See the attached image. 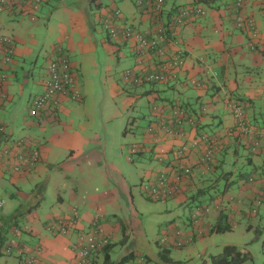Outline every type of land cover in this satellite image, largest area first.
<instances>
[{"label": "crops", "instance_id": "0c3cea01", "mask_svg": "<svg viewBox=\"0 0 264 264\" xmlns=\"http://www.w3.org/2000/svg\"><path fill=\"white\" fill-rule=\"evenodd\" d=\"M190 5H201L207 14L190 19L182 27H171L175 40L167 45V52H182L185 57L178 79L166 84L132 85L143 89L137 98L147 97L152 116L140 139L136 140L137 118L132 117L131 110L136 104L128 101L117 108L129 116L122 133L130 139L127 144L109 138L107 132L114 129L116 116L101 103L122 91L119 80L123 71L119 80L115 74L117 62L121 63L123 57L133 59L128 69L144 72L156 69V61L146 57L138 65L134 43L110 41L103 20L121 9L126 21L140 32L150 33L156 28L158 15L144 14L130 0H46L35 21L30 20L26 6L0 12V40L10 38L15 47L12 61L4 63L0 43V72L7 76L3 89L8 97L3 101L0 96V121L11 139L8 146L0 144V239L4 242L0 260L4 256L6 264H78L80 241L96 227L109 239L111 264H118L129 254L136 257L126 264H165L161 254L165 248L171 257L167 264L184 263L181 252L175 257L174 251L189 247L187 255L199 249L204 264L212 255L222 253L226 244L247 245L251 253L256 247L264 251V229L260 225L264 220V140L257 151L246 149L236 138L237 121L230 106L231 102H240L248 122L264 128V0H246L241 11L255 22V39L248 27H237L235 0H166L165 11L171 13ZM59 48L72 65L82 97L64 98L58 108L33 115L31 100L43 92L48 63ZM168 91L175 96L169 97ZM98 97L100 101L104 98L101 103ZM175 103L195 120L182 126L185 137H172L158 127L161 121L176 127L168 118ZM155 106L163 108V117L154 111ZM204 134L214 137L221 146L216 156L218 170L205 172L200 164L203 148L191 149L188 163L192 173L183 179L177 193L163 202V209L147 203L143 186L160 174L174 177L179 160L173 152ZM18 140H24L26 146L16 147ZM34 150L38 159L32 161ZM160 151L165 152L162 161L157 157ZM20 154L27 157L24 163L17 159ZM143 160L150 166L140 171L141 182L132 184L126 175L132 172L134 163ZM19 164L23 170L17 172L13 167ZM220 171L234 173L225 181L227 192L221 195V190L213 202L210 197L212 208L195 221L191 214L197 194L202 190L205 194L201 196L209 194L207 180H216ZM246 171H250L249 177L239 178ZM250 177L256 180L248 181ZM136 189L142 194L140 201ZM8 197L14 200L9 207L5 202ZM256 206L258 212L253 213ZM173 208L188 211L187 221L178 219L180 216L169 219L174 216ZM148 210L151 220H147ZM224 213L230 216L234 230L211 232ZM163 216L162 230L167 229L166 234L152 236L148 224ZM61 221L70 226L66 235L60 234L59 227L50 229ZM237 230H241L242 241L218 239ZM172 232H176L174 237ZM162 238L166 239L163 245ZM7 247L8 255L3 252ZM94 259L103 264V252L95 253ZM249 261L254 262L253 253Z\"/></svg>", "mask_w": 264, "mask_h": 264}, {"label": "built area", "instance_id": "2783aa9c", "mask_svg": "<svg viewBox=\"0 0 264 264\" xmlns=\"http://www.w3.org/2000/svg\"><path fill=\"white\" fill-rule=\"evenodd\" d=\"M46 0H0V12L7 9H12L16 6L28 7V16L31 21L37 19L42 4ZM129 1V0H121ZM134 5L144 14L151 16L158 15L156 28L148 32H140L134 24L129 23L123 17L121 9H115L111 17L103 20V29L106 31L110 41L119 43L120 41H127L134 43V52L137 56V63L141 65L146 57H152L156 61V69L150 72L143 70L128 69L123 73V80L133 86H142L144 84H166L176 81L179 77L180 71L185 66V57L183 53L169 55L167 52V45L175 40L171 27H182L190 19L197 17H204L207 10L201 5H190L180 7L174 12L165 11L166 0H130ZM246 3V0H235V8L238 12L236 17V25L239 28L248 27L251 31L252 38L258 37V30L253 19L242 15L241 11ZM3 62L10 63L14 55V44L10 38L4 37L0 40ZM254 49L255 46H252ZM7 82V76L0 72V96L3 101L8 99L7 94L4 92V86ZM196 84V83H195ZM199 85V84H198ZM44 90L41 94L32 98L30 103V110L33 115H39L42 111L51 108H58L64 98L72 100H80L82 95L74 75L72 65L66 56L64 50L59 48L56 57L48 63L47 74L43 80ZM240 103V102H239ZM238 101L231 102L230 106L233 115L237 121V126L234 132L240 139L252 146L254 151H257L264 140V128L259 129L248 122L247 117L242 109V105ZM154 111L163 117L165 115L163 108L154 107ZM168 118L174 121L176 127H171L165 121H161L158 126L160 130L164 131L167 135L172 137H185L186 133L182 130V126L189 123L194 124L195 120L192 118L179 103L173 104L171 113ZM151 132L154 129H150ZM155 132V131H154ZM157 132V131H156ZM11 139L6 127L0 121V144L10 145ZM16 147L26 146L24 140H18L15 143ZM203 148V153L200 158V164L204 167V171L208 172L213 169L216 156L221 150L220 144L217 140L209 134H204L198 139L192 140L188 144L182 145L179 149L173 152L175 159L179 160L177 164V171L174 177H169L165 174H160L153 182L146 183L143 188L144 192L154 201L166 202L169 198L173 197L183 179L192 173V166L188 163L189 151L191 149ZM5 154L8 153L6 149ZM1 153V155H4ZM132 153H136V148L133 147ZM165 156L164 151H160L157 155L158 160L162 161ZM21 163L27 159L23 154L18 155L17 158ZM38 159L37 150H34L33 156L30 160ZM21 164L14 166L13 169L20 172L22 169ZM3 202L0 201V207ZM199 215L194 214L193 219L198 221L202 215L209 211V208H199ZM74 221V219L70 220ZM64 221L59 222L57 225H51L50 229L55 230L59 227L60 234L66 235L70 226H66ZM109 243V239L104 237L98 227L90 233L87 237H83L80 241L78 249V264H86L88 257L93 253L103 248ZM180 246L181 243H178ZM10 253V248L7 250Z\"/></svg>", "mask_w": 264, "mask_h": 264}, {"label": "rangeland", "instance_id": "374dc122", "mask_svg": "<svg viewBox=\"0 0 264 264\" xmlns=\"http://www.w3.org/2000/svg\"><path fill=\"white\" fill-rule=\"evenodd\" d=\"M103 60L107 63V55L103 56ZM132 64H133V59L131 57H127V58L123 57L121 60V63L117 62L116 68H118V70H117L118 73L115 74V78L116 79H118V77L120 78L119 74L122 71H123L122 72V74H123L129 67L132 66ZM121 80H122V83L120 82ZM119 82L121 83L120 87L122 90L120 93H118L116 96H113V97L111 95L107 96L108 98L106 100L102 97L104 99L103 103H101L103 101V99L100 101L99 100L100 97H98V101L101 103V106L103 104L106 110L108 109V111H111L116 116L115 119H113V122L115 123L114 129L113 130L109 129L107 132L109 138L110 139H112V138L117 139L118 138V139H121V143L123 142L124 144H127L130 142V139L126 140L124 138V136L122 135V133H123V130L125 129V127L128 123L129 116L128 115L124 116V114L120 113L117 108L122 107L123 104H125L128 101H132L133 104L134 103L136 104L135 106H133L134 109H131L132 112H134V113H132L133 114L132 117L137 118L136 123H134L135 126L137 125L136 127H134V130L136 131V140L140 139L141 131L143 129H145V127L147 125L148 118H151L152 116L150 113V108H149L150 106H148L147 97L145 95H141V97L137 98V96L142 93L143 89L142 88H132V85L130 83H126L125 81H123L122 78H120ZM168 95H169V97L175 96L174 93L169 92V91H168ZM134 98H136V100H134ZM157 103L160 104V101ZM121 125H122V127H121ZM17 126L20 127L21 124H19ZM111 126H112V123L109 125V127H111ZM110 151H112V149ZM242 152L245 153L246 151L244 149H242ZM124 153H125V155H127V153H128L127 149L124 150ZM154 163L155 162H153V164ZM147 166H150V162L148 160L138 161V162L134 163V165L132 166V172L128 171V173H127L128 175H126L128 177V180H131L132 184H139L141 182V178H142V176H141L142 174L140 171L145 170L147 168ZM246 172H247V174H246V177H247L250 174L249 173L250 171L249 172L246 171ZM224 185H225V182L221 181L218 188H216V190L215 189L211 190L210 194H207L204 197L203 196H201V197L197 196V199L194 202L195 205H194V209H193V212L191 214V217L194 214L199 215L200 211L198 210L197 206L200 203L203 204V207L212 208V206L209 205L210 195L217 196V194H219L220 191L224 188ZM136 190L138 192V195L140 196V198H138V196L136 197L137 201H140L142 194L139 192V189H136ZM140 191L143 193L142 190H140ZM144 195H145V197H148L146 192H144ZM145 197H144V199L147 203H149L151 205L156 204L158 209H163L164 204L162 202L151 200L154 202L153 203V202H150L149 200H147ZM13 201L14 200H12V198H10V197L5 199L6 206L9 207L10 205H12L14 203ZM168 205H170V204H168ZM172 210H173L174 216L173 217L168 216L169 219L174 218V217L177 219L180 216L178 219H181V220H183V222H186L187 216H190L188 211H185V213H184V210H180L177 208H173ZM161 211L164 213L165 210H161ZM146 213L148 214L147 220H151L152 219L150 217L151 212L148 210V211H146ZM261 215H264V205L262 206ZM261 215L259 216V219L262 218ZM163 219H164V216H163V218L156 217L151 221L150 224H148L147 231L149 232V234H152V236L153 235L154 236H163L166 234L165 231H167V229L162 230L165 227L163 224V221H162ZM260 225L264 229V220L261 222ZM160 233H161V235H160ZM175 234H176V232H172L171 235L174 237ZM254 235H255V233L253 234V237H254ZM218 239L222 240V242L223 241H225V242L239 241L242 239V233H241V230L240 231L237 230L234 234L223 235L221 237H218ZM189 249H191V247L187 248V250H189ZM187 250L186 249L175 250L174 255H175V257H177L176 255L179 252H181V254H182L181 258H182V261L184 262L183 264H204V263H202V259L200 257L199 249L194 250L192 252L193 255L190 257L187 255ZM252 250H255V251H252V253L254 255V262L248 261L247 264H264V251H263V249L261 250V248L256 247ZM213 252L216 253L215 250H213ZM2 257L3 258L0 260V264H6L4 262L5 261L4 256H2Z\"/></svg>", "mask_w": 264, "mask_h": 264}, {"label": "trees", "instance_id": "16d2710c", "mask_svg": "<svg viewBox=\"0 0 264 264\" xmlns=\"http://www.w3.org/2000/svg\"><path fill=\"white\" fill-rule=\"evenodd\" d=\"M238 139L239 142H241L243 144V146L246 148V149H250L252 151L253 148L252 146L248 145L247 143L245 142H242L240 137L237 136L236 137ZM221 152V150H220ZM219 152V153H220ZM216 159H215V163L213 164V169L211 172H214V170H218V168L220 166H216ZM234 173L229 171V172H223V171H220L219 173V176H217V179L216 180H207V182L209 183V186L207 187V191L210 190L211 192V189H215L218 188L219 186V183L221 181H229L231 178H232V175ZM191 175V173H190ZM246 177V174H240L239 175V178L241 179H244ZM249 175L246 177L248 178ZM211 179V178H210ZM256 178L254 177H250L248 179V181H255ZM206 191V192H207ZM202 192V194H201ZM201 192H199V194H197L198 197H200L201 195H204L205 192L204 190H202ZM227 192V189H226V185H224V188L222 189V194H225ZM210 194V193H209ZM220 195V196H221ZM211 197V201L213 202L215 199H217L218 196H213V195H210ZM197 198V197H196ZM202 208L203 206L201 205V203L198 205V208ZM259 206H256L253 208V213H257L258 212V208ZM230 220V216L226 213L224 214H221V216L219 217V221L217 223V225L212 229L211 232H217V233H226V232H230V231H233L234 230V227L233 225L229 222ZM166 242V239L165 238H162L161 240V244H165ZM4 242L2 239H0V254L1 253V247L3 246ZM110 242L108 244H106L105 246H103L102 249L96 251V252H93L87 259V262L86 264H98V262L95 261L94 257H95V253H99V252H103L104 254V263L103 264H111V255H110V252H111V246L109 245ZM165 247V246H164ZM9 248H5L3 250V252L8 255L9 253L7 252ZM168 248H165V250H163V252H161L163 258L166 260V263H170L171 262V257H170V251H166ZM170 250V249H169ZM136 256L135 254H129L127 255L126 257L122 258L121 261L118 263V264H126L127 262H129L131 259H134ZM252 258V253H251V250L249 249V247L246 245V246H238L236 244H226L224 246V249L222 251V253L218 254V255H212L208 262L205 263V264H244L246 263L247 261H249L250 259ZM148 263V262H147ZM176 263V262H175ZM145 264V263H144ZM149 264V263H148ZM180 264V263H178ZM183 264V263H182Z\"/></svg>", "mask_w": 264, "mask_h": 264}]
</instances>
